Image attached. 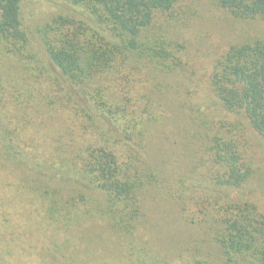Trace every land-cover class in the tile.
Returning <instances> with one entry per match:
<instances>
[{
  "label": "trees",
  "instance_id": "1",
  "mask_svg": "<svg viewBox=\"0 0 264 264\" xmlns=\"http://www.w3.org/2000/svg\"><path fill=\"white\" fill-rule=\"evenodd\" d=\"M67 1L37 46L23 0H0V264H264V203L240 193L244 119L264 144V0H217L262 27L208 71L220 120L187 105L182 0ZM50 108L62 135L41 145L27 129ZM163 129L179 166L155 159ZM187 147L204 152L188 170ZM169 206L182 244L161 227Z\"/></svg>",
  "mask_w": 264,
  "mask_h": 264
},
{
  "label": "rangeland",
  "instance_id": "2",
  "mask_svg": "<svg viewBox=\"0 0 264 264\" xmlns=\"http://www.w3.org/2000/svg\"><path fill=\"white\" fill-rule=\"evenodd\" d=\"M67 2V0H23L25 21L35 41V45L40 46L38 42L39 30L43 28L46 21L51 19L56 13L72 12V7ZM181 4L184 21L182 24L180 21L179 27L186 33L189 41L188 53L185 51L184 55L187 62V70L184 72V82L187 85V93L184 95L187 94V105L197 109L199 119H202L199 109H204L209 112L210 120L211 118L220 120L227 112L220 106L216 93L211 88H209L208 92L206 82L208 71L212 68V64L216 58L232 43L246 40L250 32L251 34L259 35L262 30L261 24L255 20L245 21L233 17L227 11L219 8L217 0H182ZM43 57H45L44 54ZM30 79L32 77L26 75L23 81ZM36 87H39V83L34 84V88ZM54 109L50 108L49 112H46L45 109L44 114L37 113L33 115L36 120L34 119L31 124L32 126L27 130L30 131L29 136L36 138L34 142L44 145L49 141L56 142V139L62 135L61 130L63 129L65 117L64 115L56 114L57 112ZM243 124V130H245V136L248 141V158L252 163L253 174L244 184V189L240 190V193L263 204L264 144L260 137L252 130L248 121L244 119ZM173 130V127L170 129V126L167 129V131ZM163 131L164 129L156 144L157 154L156 156L154 155L155 159L158 163L162 162L164 165L168 164L169 161L172 165L179 166L178 161L175 162L173 158L168 159L169 155L172 156L171 152L178 158V148L170 146L171 140L163 138ZM167 137L173 140L175 138L170 134ZM39 138L48 141H39ZM192 149L193 147H187V170L193 159L194 163L198 164L204 155L203 151ZM181 157L183 155L178 159L181 160ZM164 160L167 162L164 163ZM189 179L193 180V178ZM6 180L15 181L17 180V176L8 177L5 174L1 182L3 183ZM190 184L193 185L192 182ZM161 196L159 194L155 204L158 202V206L166 211V201ZM148 202L152 208L154 200ZM170 207H168V211L162 219L161 227L170 240L173 239L176 244H182L187 239V235L192 233L191 228L187 226L180 209L176 208V206Z\"/></svg>",
  "mask_w": 264,
  "mask_h": 264
}]
</instances>
